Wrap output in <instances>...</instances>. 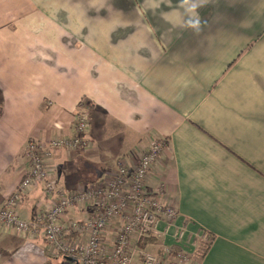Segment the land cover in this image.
<instances>
[{"label":"crops","instance_id":"0c3cea01","mask_svg":"<svg viewBox=\"0 0 264 264\" xmlns=\"http://www.w3.org/2000/svg\"><path fill=\"white\" fill-rule=\"evenodd\" d=\"M188 8L0 0V202L21 181L26 142L69 134L85 100L90 146L45 160L58 186L109 179L121 160L132 169L160 137L147 184L162 185L178 214L145 250L172 248L183 227L194 256L213 235L197 264H264V0H205L198 30ZM44 201L41 188L30 191L19 215L30 220ZM0 264L61 263L40 236L0 230Z\"/></svg>","mask_w":264,"mask_h":264},{"label":"built area","instance_id":"2783aa9c","mask_svg":"<svg viewBox=\"0 0 264 264\" xmlns=\"http://www.w3.org/2000/svg\"><path fill=\"white\" fill-rule=\"evenodd\" d=\"M89 112V105L82 100L74 111L69 134L26 142L21 181L0 203V230L30 239L40 236L51 258L69 257L77 264H190L193 254L187 248L183 227L173 229L171 235L180 246L176 253L166 244L161 253L139 246L142 239L159 233L160 223L166 234L177 219V209L163 198V186L147 184L165 140L155 137L132 169L124 160L118 162L109 179L81 183L70 190L52 179L45 160L53 150L71 153L90 146ZM36 188L42 189L45 201L35 207L30 220H24L18 205Z\"/></svg>","mask_w":264,"mask_h":264},{"label":"trees","instance_id":"16d2710c","mask_svg":"<svg viewBox=\"0 0 264 264\" xmlns=\"http://www.w3.org/2000/svg\"><path fill=\"white\" fill-rule=\"evenodd\" d=\"M205 235H206L205 236L206 238L203 241L201 240L197 244V248H196V253H195L194 259L197 260L198 262L201 261V258H202L201 256L204 254V252L206 250V247L209 244H211L212 241H213V235H211V234H205ZM149 243L157 244V240H155L154 237H147V238H144V239L141 240L139 246H140V248L145 250ZM203 247H204V249H202ZM172 248H173V251L176 253L180 249V246L178 244H172Z\"/></svg>","mask_w":264,"mask_h":264},{"label":"clouds","instance_id":"9594fccd","mask_svg":"<svg viewBox=\"0 0 264 264\" xmlns=\"http://www.w3.org/2000/svg\"><path fill=\"white\" fill-rule=\"evenodd\" d=\"M205 0H182L183 4L189 5L188 11L191 13L192 24L189 27L199 28L200 17L197 9L203 5Z\"/></svg>","mask_w":264,"mask_h":264},{"label":"rangeland","instance_id":"374dc122","mask_svg":"<svg viewBox=\"0 0 264 264\" xmlns=\"http://www.w3.org/2000/svg\"><path fill=\"white\" fill-rule=\"evenodd\" d=\"M85 101V100H84ZM52 140V139H51ZM1 203V202H0ZM147 251H150V252H153L154 250L152 249H147ZM172 254L174 255V252L172 251ZM193 256V260H191L190 264H197L198 261L194 259V254L192 255ZM55 262H59L61 264H64V259L63 258H59V259H54Z\"/></svg>","mask_w":264,"mask_h":264}]
</instances>
